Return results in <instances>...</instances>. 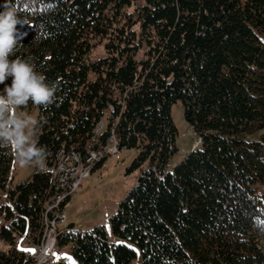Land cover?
<instances>
[{
  "label": "trees",
  "instance_id": "16d2710c",
  "mask_svg": "<svg viewBox=\"0 0 264 264\" xmlns=\"http://www.w3.org/2000/svg\"><path fill=\"white\" fill-rule=\"evenodd\" d=\"M3 7L22 21L17 55L58 83L53 103L39 109L46 166L62 150L84 154L104 118L100 142L113 127L120 148L138 150L126 167L139 171L137 181L109 217L117 241L103 224L56 236L77 264H264V0H0ZM102 41L104 55L93 59ZM177 100L199 142L169 169ZM12 164L0 155L8 245L0 264H26L15 240L40 244L55 183L51 171L36 170L8 186Z\"/></svg>",
  "mask_w": 264,
  "mask_h": 264
},
{
  "label": "clouds",
  "instance_id": "9594fccd",
  "mask_svg": "<svg viewBox=\"0 0 264 264\" xmlns=\"http://www.w3.org/2000/svg\"><path fill=\"white\" fill-rule=\"evenodd\" d=\"M18 25L13 7L0 8V155L43 172L47 148L39 136L46 121L39 109L53 103L58 83L37 71L32 57L17 55L23 37Z\"/></svg>",
  "mask_w": 264,
  "mask_h": 264
},
{
  "label": "rangeland",
  "instance_id": "374dc122",
  "mask_svg": "<svg viewBox=\"0 0 264 264\" xmlns=\"http://www.w3.org/2000/svg\"><path fill=\"white\" fill-rule=\"evenodd\" d=\"M104 55L103 41L96 42L93 45L92 58L95 59ZM171 118L177 128L175 144L177 151L172 155L168 162V168L174 167L190 151L191 146L197 143L196 134L191 125L185 120L183 106L180 100H177L170 108ZM103 125H106L105 118ZM137 149H122L114 156H107L96 162L89 172V175L82 179L80 185L69 197L63 209L66 215V221L59 224L60 228L69 224H74L76 229H88L98 224H103L111 240L113 235L110 232L109 220L104 217L113 213L119 202L125 197L130 189L135 185L139 171L126 173V167L136 156ZM37 169L19 168L13 162L8 181V186L29 178ZM0 198L6 201V193L0 189ZM1 222V217H0ZM120 241V240H118ZM15 245L18 249L32 248L30 243L24 237V234L17 236ZM31 246V247H30ZM8 245L0 240V249L5 250ZM34 248V247H33ZM28 252V251H26ZM55 261L66 262L68 264H77L69 253V246H57ZM139 263V259H137Z\"/></svg>",
  "mask_w": 264,
  "mask_h": 264
},
{
  "label": "built area",
  "instance_id": "2783aa9c",
  "mask_svg": "<svg viewBox=\"0 0 264 264\" xmlns=\"http://www.w3.org/2000/svg\"><path fill=\"white\" fill-rule=\"evenodd\" d=\"M109 109L112 110L111 107ZM104 127L103 122L98 124L95 129L97 135L88 140L84 154L78 151H67L65 166L58 169V177L54 186L55 199L53 202H47V226H44L47 227V234L44 235V243L41 248H33L32 245L31 249L35 251L28 252L26 264H49L55 259L57 248H50V240L53 235H60L62 228L59 227V224L66 221L65 213L61 212V203L64 202V197L70 196L76 191L82 179L89 175L96 162L107 156H114L123 149L119 147L113 127L110 128L106 141L100 142L98 135ZM46 170H48L47 166ZM72 172H80V179L72 180Z\"/></svg>",
  "mask_w": 264,
  "mask_h": 264
},
{
  "label": "bare ground",
  "instance_id": "6f19581e",
  "mask_svg": "<svg viewBox=\"0 0 264 264\" xmlns=\"http://www.w3.org/2000/svg\"><path fill=\"white\" fill-rule=\"evenodd\" d=\"M101 122L102 121H100L98 124H100ZM198 142H199V139H198L197 143ZM65 160H67V151H59L57 153V162H56V165L54 167L52 166L53 168L52 167H48V170L51 171L50 174H51V177L54 180V183H56V180H57V177H58V169H59V167H64L65 166ZM79 179H80V172H72V180H79ZM66 197H68V196H65L64 199ZM54 199H55V195L48 202H53ZM61 212H64L62 208H61ZM43 215H44V226H47V203L45 205V212H44ZM64 230L67 231V230H70V228H68V227L63 228L61 230V233ZM46 234H47V227H44V235H46ZM44 235H43V238H42V241L40 242V244L33 245L34 248H41L42 244L44 243ZM56 236L57 235H53V238H51V240H50V248H57L58 244H57V238H56ZM55 238H56V244H55V247H54Z\"/></svg>",
  "mask_w": 264,
  "mask_h": 264
},
{
  "label": "snow or ice",
  "instance_id": "6c2138e0",
  "mask_svg": "<svg viewBox=\"0 0 264 264\" xmlns=\"http://www.w3.org/2000/svg\"><path fill=\"white\" fill-rule=\"evenodd\" d=\"M22 251H28L30 253L34 252L35 250H32V249H21Z\"/></svg>",
  "mask_w": 264,
  "mask_h": 264
},
{
  "label": "crops",
  "instance_id": "0c3cea01",
  "mask_svg": "<svg viewBox=\"0 0 264 264\" xmlns=\"http://www.w3.org/2000/svg\"><path fill=\"white\" fill-rule=\"evenodd\" d=\"M64 207H65V205L63 206V209H64ZM111 214H112V213H111ZM111 214L105 216L104 218H105L106 220H108L107 218L110 217ZM113 239H115V238H113ZM30 247H31V246H30ZM28 249H30V248H28Z\"/></svg>",
  "mask_w": 264,
  "mask_h": 264
},
{
  "label": "water",
  "instance_id": "95a60500",
  "mask_svg": "<svg viewBox=\"0 0 264 264\" xmlns=\"http://www.w3.org/2000/svg\"><path fill=\"white\" fill-rule=\"evenodd\" d=\"M73 226H74V224H72V223L68 225L69 228H72Z\"/></svg>",
  "mask_w": 264,
  "mask_h": 264
}]
</instances>
